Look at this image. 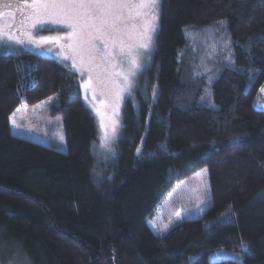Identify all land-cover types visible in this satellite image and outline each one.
<instances>
[{
    "label": "trees",
    "instance_id": "1",
    "mask_svg": "<svg viewBox=\"0 0 264 264\" xmlns=\"http://www.w3.org/2000/svg\"><path fill=\"white\" fill-rule=\"evenodd\" d=\"M9 9L17 24L29 8L24 0H0V12ZM161 10L152 63L142 89L124 105L111 159L68 69L48 57L0 53L6 261L264 264V110L254 106L264 88V0H163ZM220 20L231 46L209 61L215 74L209 97L207 74L194 75L197 53L185 28ZM53 95L67 151L11 133L16 108ZM205 167L211 185L205 214L157 235L149 226L157 207ZM219 249L239 252L241 261L211 262Z\"/></svg>",
    "mask_w": 264,
    "mask_h": 264
},
{
    "label": "rangeland",
    "instance_id": "2",
    "mask_svg": "<svg viewBox=\"0 0 264 264\" xmlns=\"http://www.w3.org/2000/svg\"><path fill=\"white\" fill-rule=\"evenodd\" d=\"M162 1L160 0L159 20L156 25V31L152 34V50L140 58L141 68L133 78L131 94L129 95L127 92L122 93V99L119 101L118 107L114 109L110 107L111 101L108 96L101 95L100 90H96L95 93L93 92L95 80L91 82L92 86L86 89L84 84L88 82L87 74L81 75L78 70V64L77 67H73V61L71 59H64L65 56L70 54V49L65 47V45L73 43L68 37V31L70 29H67L64 25L45 23L42 25L36 24L33 27V21L29 16L30 9H28L26 14H23L24 17L17 24L13 10L9 9L0 12V53L22 54V52H26L32 55L48 57L58 61L68 69L69 73L74 75L78 80V91L86 107L95 116L101 138L105 135V131L107 132L109 137L108 146L112 149V152H107L101 146L100 149L103 152V156L111 159L115 157L114 146L122 135L124 105L127 99L135 98L136 92L142 89V82L145 79L144 74L150 67L154 57L153 54L156 48L155 40L161 23ZM221 22L223 23L221 24ZM199 29L202 31H199ZM185 31L188 41L195 45V52L197 53V65L194 66L196 70L194 75L200 76L201 74H207L206 91L207 96L211 97L210 86L215 78V74H213L210 68L209 61L213 57L215 58L219 51H230L231 46V41L227 36L226 22L225 20H220L218 23H212L205 27L187 26ZM20 39H24L26 42L20 44L17 42ZM218 48L219 50L217 52ZM117 63L118 70H127L128 64L126 61L121 62V58L118 57ZM109 71H113V69L109 68ZM56 104V95H53L44 101L36 103L35 106H28L26 104L19 106L10 117L11 133L14 136L28 138L31 141L39 142L43 145L54 142L60 150L67 151L62 117L61 115L52 114L53 107ZM254 106L264 110V92L262 99L256 101ZM13 120L19 127L13 126ZM113 120L118 122L115 133L112 132L111 127ZM101 142L100 140L99 145H101ZM210 194V174H208V168L205 167L193 173L192 176L183 179L172 188L157 207L154 217L149 222L150 228L157 235L163 236L185 220L202 217L211 203ZM230 258L241 261L239 252L223 249H219L210 254L209 260L211 262H219L220 260ZM0 264H28V262L22 258L17 260L9 258L6 261V259L0 256Z\"/></svg>",
    "mask_w": 264,
    "mask_h": 264
},
{
    "label": "snow or ice",
    "instance_id": "3",
    "mask_svg": "<svg viewBox=\"0 0 264 264\" xmlns=\"http://www.w3.org/2000/svg\"><path fill=\"white\" fill-rule=\"evenodd\" d=\"M24 3L30 9L33 27L51 23L70 29L68 37L73 43L65 45L70 54L64 59H71L73 67L78 64L81 75L87 74L86 89L95 80L93 92L100 90L101 95L108 96L113 109L118 107L122 93L131 94L133 78L141 68L140 58L153 47L152 34L159 20L160 0H24ZM118 57L121 62H127L126 71L118 70ZM228 59L233 62L231 56ZM117 123L115 120L111 123L113 133ZM12 124L19 127L14 120ZM108 140L105 131L100 146L111 153ZM6 247L0 230V250ZM241 248L248 251L246 244L242 243Z\"/></svg>",
    "mask_w": 264,
    "mask_h": 264
}]
</instances>
